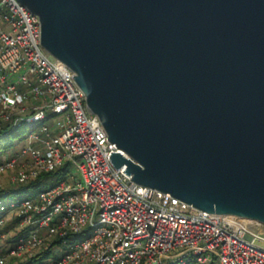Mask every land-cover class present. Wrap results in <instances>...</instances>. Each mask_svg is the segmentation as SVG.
Returning <instances> with one entry per match:
<instances>
[{
    "label": "water",
    "instance_id": "water-1",
    "mask_svg": "<svg viewBox=\"0 0 264 264\" xmlns=\"http://www.w3.org/2000/svg\"><path fill=\"white\" fill-rule=\"evenodd\" d=\"M19 1L117 170L264 236V0Z\"/></svg>",
    "mask_w": 264,
    "mask_h": 264
},
{
    "label": "built area",
    "instance_id": "built-area-1",
    "mask_svg": "<svg viewBox=\"0 0 264 264\" xmlns=\"http://www.w3.org/2000/svg\"><path fill=\"white\" fill-rule=\"evenodd\" d=\"M39 22L19 0H0V132L34 124L0 171L14 170L18 185L66 170L0 200V264H264V236L115 168L119 149L74 71L42 45Z\"/></svg>",
    "mask_w": 264,
    "mask_h": 264
},
{
    "label": "rangeland",
    "instance_id": "rangeland-1",
    "mask_svg": "<svg viewBox=\"0 0 264 264\" xmlns=\"http://www.w3.org/2000/svg\"><path fill=\"white\" fill-rule=\"evenodd\" d=\"M48 124L50 125L51 122L49 121ZM33 125L34 124H23L22 126H19L11 136L1 141V145L5 146V144H7L9 141L12 144V146H11V149L9 147L8 149L0 152V162L6 160V158L7 159L9 158V155L13 153V150L16 145H21L24 143L23 139L25 135L27 134V132L30 131L34 127ZM13 174H14V170L12 169L0 171V190L12 188L14 186V184L11 181ZM59 179H60V176H57V175L49 176L46 178V180H44V182H42V184H40V187L38 189L31 190L27 193L29 194L35 193L47 185L55 184L56 182H58ZM27 193H25L24 195H26ZM5 197L14 198L15 196L9 195ZM6 223L9 224V218L6 220ZM261 243L264 245V241H261ZM5 264H17L16 259L8 257Z\"/></svg>",
    "mask_w": 264,
    "mask_h": 264
},
{
    "label": "trees",
    "instance_id": "trees-1",
    "mask_svg": "<svg viewBox=\"0 0 264 264\" xmlns=\"http://www.w3.org/2000/svg\"><path fill=\"white\" fill-rule=\"evenodd\" d=\"M14 131L9 133V134H4L3 132H0V152L3 150H6L12 146V144L9 141L7 144H5V146L1 145V141L5 138H8L9 136H11L14 133ZM63 170H66V167L60 168L58 170H54L51 172L43 173L37 179L30 181L28 183L14 185L12 188L0 190V200H3V201L9 200V197H5V196H9V195L15 196L14 198L22 197V196H24L25 193H27L31 190H34V189H38L40 187V184H42V182H44V180H46L47 177L52 176V175L61 176V174L63 173ZM27 194H29V193H27ZM40 258H42V257H40ZM38 260H39V258H38Z\"/></svg>",
    "mask_w": 264,
    "mask_h": 264
}]
</instances>
